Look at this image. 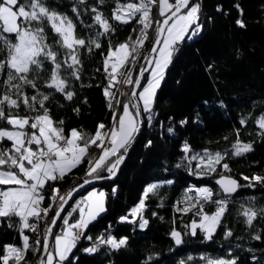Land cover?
Here are the masks:
<instances>
[{
  "label": "trees",
  "instance_id": "1",
  "mask_svg": "<svg viewBox=\"0 0 264 264\" xmlns=\"http://www.w3.org/2000/svg\"><path fill=\"white\" fill-rule=\"evenodd\" d=\"M74 2L75 0H46L52 10L67 14L73 19L80 38L95 39L101 47H93L91 52L86 48L80 50L81 79L77 81L69 78L68 90L75 92L73 100L67 101L61 94L53 92V97L46 102V106L55 122L64 121L63 125L58 126L64 128L65 134L74 128L92 134L100 123L106 125L103 131H107L113 123L112 112L119 114L123 109L122 104L130 103L133 84L121 83L112 89L116 92L115 99L120 100L121 104L116 105L114 100L112 109L107 107L103 89L108 80L103 60L110 44L114 46L123 43L129 37L135 40L139 35L140 25L135 20L126 25L110 20L116 31L97 37L96 33L103 30L99 26L90 29L84 27L71 11ZM120 2L127 3L129 0ZM193 2L200 4L198 23L202 26V31L192 40L186 39L179 44V50L174 54L165 79L157 90L152 125L147 124L146 114L142 115V130L127 152L116 176L86 187L74 197L53 230L50 245H53L55 235L61 232L64 217L70 223L78 220L79 198L93 187L104 190L106 210L89 224L84 230V237H81L77 247L73 249L74 257L78 258L77 264H209V261L220 259L235 260L236 264H264V216L258 215L250 227L242 215L245 208H252L258 213L264 209V184L244 179L264 177V135L260 134L261 130L256 124V119L264 116V0ZM87 4L96 6L109 18L116 0H105L103 5L98 4L97 0H87ZM218 6L220 11H217ZM81 10L84 24H92L90 9L88 13H84L81 6ZM154 18H159L158 9ZM237 20H241L245 27H240ZM154 37L155 26L149 29V41L140 50L136 62H130L126 66V69L132 70L133 79L143 64L144 57L150 52ZM11 38L14 40V36ZM56 39L58 37L48 31V43L63 59L64 49L55 44ZM0 58H3V54H0ZM47 67L50 72V65ZM49 72H45L40 78L41 85ZM61 74L68 77V73L63 70ZM146 78L147 74L142 78V84L146 83ZM120 89L124 95L119 96ZM25 91L29 96L34 94L30 88ZM41 91L52 90L41 87ZM140 106L142 111L141 103ZM75 108L80 109L79 114L73 111ZM130 111L135 114L137 109L130 108ZM17 114L36 115L23 105ZM242 119L246 120L243 125L240 123ZM181 121L186 123L181 125ZM0 127L9 126L5 121H0ZM169 127L173 128L172 133L168 132ZM237 139L241 143L252 144L253 150L242 156L232 155ZM185 143L190 148L188 153L183 151ZM8 147H11L10 142L0 143V148ZM205 150L212 154L219 152L224 157L220 164L215 165V172L209 173L203 167L197 168L200 160L190 159L192 156H204ZM99 152L98 148L93 147L91 156H98ZM225 163L228 164L227 170L223 168ZM88 168L86 159L64 180L50 182L51 187H58L60 194L66 195L84 179L93 178L86 176ZM101 174L107 176L106 171ZM223 175L237 179L241 187L229 197L228 210L211 239H205L200 229H197L196 235H192L190 225L193 220L199 222V205L191 207L197 203V199L186 190L187 185L207 184L214 193L213 199H221L223 193L216 180ZM152 183H157L160 187L145 200L146 207L142 215L148 221L146 227H139V219L133 223L121 222L120 218L123 216L133 219L129 215L131 210L139 203L145 187ZM249 183L255 186L247 187ZM51 187L46 188V200L41 208L53 201L47 198ZM216 193L220 194L215 195ZM201 203L204 211L209 214L216 209L214 203ZM59 205L60 201L55 200L44 221L39 246L35 244L37 232L24 230L30 245L38 249L35 254L29 250L35 256V264H38L41 256L45 230ZM182 205H190L191 210L184 212L181 211L183 208H177ZM69 212L72 213L71 216L68 215ZM43 220L30 219V222L36 223L39 228ZM173 230L181 233L180 245H176L170 235ZM228 231H231V236L225 235ZM109 234L117 239L127 237L126 247L113 251L106 245H100L96 253L87 254L83 251L84 248L91 247L97 237L103 235L106 238ZM256 235L261 239H254ZM5 244L17 247L22 245L18 231L8 229L7 222L0 227V255L3 254Z\"/></svg>",
  "mask_w": 264,
  "mask_h": 264
},
{
  "label": "snow or ice",
  "instance_id": "2",
  "mask_svg": "<svg viewBox=\"0 0 264 264\" xmlns=\"http://www.w3.org/2000/svg\"><path fill=\"white\" fill-rule=\"evenodd\" d=\"M97 3L103 5L105 0H97ZM81 6L84 13H88L90 9L92 24H84L81 19ZM157 9L159 18H154ZM220 10L218 6L217 11ZM71 11L84 27L90 29L99 26L103 31H98L97 37L116 31L110 20L121 25L135 20L140 25L139 35L135 40L129 37L128 41L123 43L114 46L110 44L104 57L103 68L108 84L103 89V95L107 107L112 109L114 100L116 105L121 104L120 100L115 99L116 92L112 91L117 84H134L135 87L131 92L130 103L122 104V114L112 112L113 124L107 131H103L106 125L100 123L95 133L89 134L74 128L65 135L64 128L58 126L63 125L64 121L55 122L52 119L46 102L53 97V92L61 94L67 101L73 100L75 92L68 90L69 78L77 81L81 79L80 50L86 48L91 52L93 47L99 49L101 44L95 39L80 38L73 19L67 14L52 10L46 0H0V54H3V58H0V121H5L9 126L0 127V143L7 141L11 144V147L0 148V227L7 222V228L18 231L23 242L22 247L5 244L2 248L3 254L0 255V264H21L29 250L34 254L38 250L30 245L29 237L24 234V230L37 232V224L31 223L30 219L39 221L49 216L52 204L44 208H41V204L46 200V188L51 187L50 182L64 180L86 159L89 164L86 176L94 179H112L116 176L125 155L142 130V121L139 117L146 114L147 124L152 125L157 90L165 79L166 70L174 54L179 50V44L186 39L192 40L202 31V26L198 23L200 4L193 0H174V3L170 0H129L127 3L116 0L109 18H106L96 6H89L87 0H75ZM236 23L240 27H245L241 20H237ZM153 26L154 43L149 55L144 57L146 64L140 66L139 74L133 79L131 69H126V66L130 62L133 64L136 62L140 50L144 48L145 42L149 41V29ZM48 31L58 37L55 44L64 49L63 59L48 43ZM13 36L14 40L11 38ZM208 67L211 68V65ZM62 70L68 73L67 78L61 74ZM45 72L49 74L41 85L40 78ZM145 72L149 75L146 78L147 83L142 84ZM41 87L52 91H41ZM29 88L34 93L31 96L25 91ZM137 88L141 90L137 92ZM120 94L124 95L123 92ZM140 103L143 106L142 111L139 109ZM22 105L36 115H18ZM130 108L137 109L135 114ZM73 111L79 114L80 109L75 108ZM180 123L183 125L186 121ZM240 123L243 125L246 120L242 119ZM256 124L261 130L260 134L264 135V116L257 118ZM29 128L32 131L29 132ZM173 131V128H168L169 133ZM148 144L150 145L151 141ZM93 147L100 150L98 156H91ZM233 149L232 155L242 156L251 152L253 147L252 144L241 143L237 139ZM183 151L185 153L190 151L187 143L183 146ZM223 158L219 152L212 154L205 150L204 156H192L190 159H199L200 163L196 167H203L210 173L216 171L215 165L220 164ZM223 168L227 170L228 164H223ZM104 171L107 172V176L101 174ZM244 179L264 184V177L261 176ZM89 183L91 180L84 179L82 184L66 195H61L58 187H51V193L47 198L53 201L58 199L60 210L50 218L51 225L45 230L47 234L53 232L52 226L56 225L57 218L61 216V211L72 198L73 192ZM166 183L171 184L172 181ZM216 183L223 193L221 199L214 200V193L208 187L197 190V203L191 207L196 208L199 205L197 215L200 219L199 222L196 220L191 222L192 235H196L197 229H200L205 239H211L228 210L229 197L241 187L236 180L223 176L216 180ZM246 186L255 185L249 183ZM158 187L160 185L157 183L145 187L139 203L129 214L133 219L129 220L128 216H123L120 218L121 222L133 223L139 219V227L144 229L148 223L142 215L146 207L145 200ZM113 191L115 192V189ZM201 201L214 203L215 211L211 214L205 212ZM77 209L79 219L75 223H69L67 217L63 218L65 227L62 234L55 235L54 246L49 244L48 235L44 236L43 251L46 256L42 254L38 264H77L78 258L74 257L73 249L77 247L81 237H84V230L89 224L106 210L105 193L95 190L88 192L77 203ZM190 210L191 208L181 211ZM68 215L71 216L72 213L69 212ZM242 215L246 218V224L251 227L258 215L264 216V209L258 213L252 208H245ZM170 235L176 245L182 243L180 232L173 230ZM225 235L231 236L232 233L228 231ZM254 239L259 240L261 237L256 235ZM40 243V239L37 238L35 244L39 246ZM127 243V237L117 239L110 234L106 238L101 235L91 247L84 248L83 251L87 254L96 253L100 245L118 251L126 247ZM209 264H236V261L220 259L209 261Z\"/></svg>",
  "mask_w": 264,
  "mask_h": 264
},
{
  "label": "water",
  "instance_id": "3",
  "mask_svg": "<svg viewBox=\"0 0 264 264\" xmlns=\"http://www.w3.org/2000/svg\"><path fill=\"white\" fill-rule=\"evenodd\" d=\"M157 47H159V45H158ZM149 53H150V52H149ZM149 53H148V55H149ZM152 55H155V54H152ZM144 64H146L145 60H144V62H143L142 65H144ZM139 71H140V69H139ZM139 71H138L137 75L139 74ZM147 73H148V72H145V74H147ZM145 74H144V76H145ZM137 75H136V76H137ZM135 78H136V77H135ZM134 87H135V85L133 84L132 89H133ZM138 89H139V88L136 89L137 92H138ZM131 92H132V91H131ZM134 102H135V101H134ZM139 109L141 110V106H140V104H139ZM139 119L142 121V116L139 117ZM141 126H142V124H141ZM125 156H126V155H125ZM121 164H122V163H121ZM120 167H121V165H120ZM120 167H119V168H120ZM118 170H119V169H118ZM118 170H117V171H118ZM221 177H222V176H221ZM221 177H219L218 179H220ZM223 177L231 178V179H233V180H236L237 183H238V180L235 179V178H233V177H231V176L223 175ZM113 178H114V177H113ZM113 178H112V179H113ZM218 179H217V180H218ZM89 180H91V183H89V184H87V185H84L83 188H78L77 191L73 192L72 198H70V199L68 200V203L64 205V210L61 211V215L64 213V211H65V209L67 208V206H68V204L70 203V201H71L74 197H76L79 193H81L86 187H89V186H91V185H96V184H99V183H102V182H104V181L111 180V179H94V178H90ZM82 183H83V181H82L81 183H79V184H82ZM79 184H78V185H79ZM216 184H217V183H216ZM238 184H239V183H238ZM78 185H77V186H78ZM77 186L74 187V188H77ZM217 186L220 188V186H219L218 184H217ZM58 210H60L59 207L57 208L56 211H58ZM56 211H55V213H56ZM54 216H55V214H54ZM54 216H53V217H54ZM60 217H61V216H60ZM60 217L57 218V223H56V225L58 224ZM49 225H51V222H50ZM49 225H48V226H49ZM56 225L52 226L53 230H54V228L56 227ZM52 233H53V232H52ZM52 233H51V234H47L46 231H45V235H46V234L48 235V241H49V244H50V242H51ZM42 254H43L44 256H46V253H44V251H43V247H42L41 255H42ZM40 258H41V256H40Z\"/></svg>",
  "mask_w": 264,
  "mask_h": 264
},
{
  "label": "built area",
  "instance_id": "4",
  "mask_svg": "<svg viewBox=\"0 0 264 264\" xmlns=\"http://www.w3.org/2000/svg\"><path fill=\"white\" fill-rule=\"evenodd\" d=\"M170 2H173V3H174V0H170ZM202 187H208V188L210 189V187L207 186V185H200V186H197V185H194V184H189V185H187L186 190H187L188 192L193 193L194 197H195L196 199H198V192H197V190L200 189V188H202ZM54 202H55V200L52 201V203H51L52 206H53ZM189 206H190V205H182V206H177V208H180V207H181V208H183V209H187V208H189ZM43 219H44V220L42 221V223H40L39 228H38V231H37V238H39L40 240L42 239V234H43V229H42V227H43V225H44V221H45L46 217H44Z\"/></svg>",
  "mask_w": 264,
  "mask_h": 264
},
{
  "label": "rangeland",
  "instance_id": "5",
  "mask_svg": "<svg viewBox=\"0 0 264 264\" xmlns=\"http://www.w3.org/2000/svg\"><path fill=\"white\" fill-rule=\"evenodd\" d=\"M132 71V70H131ZM132 73V72H131ZM149 75V73H147V76ZM146 83H147V81H146ZM145 83V84H146ZM122 87V86H121ZM141 89H139V91H140ZM138 91V92H139ZM121 93V89H120V91H119V96L121 95L120 94ZM142 104V103H141ZM123 110V109H122ZM119 114H122V112H120ZM28 131L30 132V131H32V130H30V129H28ZM93 190H95V191H97V192H99V191H103L104 192V190L103 189H99V188H97V187H93V188H91V189H89V190H87V192H85L80 198H79V200H78V202L79 201H81V199L84 197V196H86L87 195V193L88 192H90V191H93ZM79 211V210H78ZM79 219V218H78ZM70 223V222H69ZM75 223V222H74ZM65 227V225L63 224L62 225V228H61V232L59 233V234H62V230H63V228ZM25 235H27L26 233H24ZM57 235V234H56ZM44 236H45V234H44ZM44 239V238H43ZM54 242H55V237H54V239H53V241H52V244H53V246H54ZM21 247H22V245H21ZM36 261V260H35Z\"/></svg>",
  "mask_w": 264,
  "mask_h": 264
},
{
  "label": "crops",
  "instance_id": "6",
  "mask_svg": "<svg viewBox=\"0 0 264 264\" xmlns=\"http://www.w3.org/2000/svg\"><path fill=\"white\" fill-rule=\"evenodd\" d=\"M65 135H68V133L65 134ZM22 246H23V242H22ZM21 264H35V256H34V254L32 252L28 251L26 253L25 259L21 262Z\"/></svg>",
  "mask_w": 264,
  "mask_h": 264
},
{
  "label": "bare ground",
  "instance_id": "7",
  "mask_svg": "<svg viewBox=\"0 0 264 264\" xmlns=\"http://www.w3.org/2000/svg\"><path fill=\"white\" fill-rule=\"evenodd\" d=\"M200 185H207V184H200ZM200 185H197V186H200ZM208 186V185H207Z\"/></svg>",
  "mask_w": 264,
  "mask_h": 264
},
{
  "label": "clouds",
  "instance_id": "8",
  "mask_svg": "<svg viewBox=\"0 0 264 264\" xmlns=\"http://www.w3.org/2000/svg\"><path fill=\"white\" fill-rule=\"evenodd\" d=\"M113 124V123H112Z\"/></svg>",
  "mask_w": 264,
  "mask_h": 264
}]
</instances>
